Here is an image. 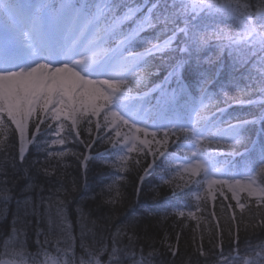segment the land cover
I'll return each mask as SVG.
<instances>
[{"label":"snow or ice","instance_id":"snow-or-ice-1","mask_svg":"<svg viewBox=\"0 0 264 264\" xmlns=\"http://www.w3.org/2000/svg\"><path fill=\"white\" fill-rule=\"evenodd\" d=\"M255 7L240 0H39L27 5L0 0L6 24L0 42V155L7 162L0 183L7 186L9 171L13 178L18 175L17 160L25 164L31 149L43 151L45 160L55 155L59 164L71 155L86 166L90 153L107 145L108 157L102 156L99 167L111 169L116 179L102 181L93 199L115 206L120 182L133 167L143 165L141 183L163 170L161 183L172 197L165 206L176 209L172 214L182 222L197 221L196 227L215 221L219 230L220 242L210 252L199 246L200 256L214 264H264V242H246L242 250L239 238V224L253 205L258 218L251 226L264 229V215H258L264 210V0L258 11ZM209 47L213 55L204 56ZM161 72L158 82L149 83ZM230 92L248 99L219 106V98ZM235 107L255 111L242 118L228 110ZM42 135L52 138L42 145ZM76 142L83 152L67 147ZM225 144L245 145L244 152L231 154L240 156L242 167L230 161L218 166ZM49 145L61 150L54 154ZM189 152L188 159L196 161L192 175L200 179L174 183L181 165L173 162L187 164L180 153ZM53 174L58 168L41 165L37 155L25 173L26 189ZM192 183L205 189L195 205L188 198ZM225 188L234 205L223 202L229 199ZM237 189L248 199L239 198ZM63 191V185L50 189L36 204L27 197L14 200L8 188L5 218L13 202L15 210L9 227L0 231V264H156L158 249L155 243L147 250L139 243L140 224L134 220L105 237L95 221L92 227L83 223L81 211L77 236ZM217 192L223 197L220 212L235 226L227 247L215 211ZM209 200L212 210L206 207ZM53 209L58 224L50 220ZM164 246L177 256L178 248L166 236ZM242 251L252 259L245 260Z\"/></svg>","mask_w":264,"mask_h":264},{"label":"trees","instance_id":"trees-1","mask_svg":"<svg viewBox=\"0 0 264 264\" xmlns=\"http://www.w3.org/2000/svg\"><path fill=\"white\" fill-rule=\"evenodd\" d=\"M240 2H250L256 5L253 11L259 10L260 0H240ZM203 55L211 57L213 55V49L209 47ZM162 75L163 72L159 76L151 77L149 83L157 82V79ZM221 99H223L222 102H225L226 107V104L235 105L238 100L246 101L248 96L240 92H230L227 97L223 96ZM230 109L235 112L236 116L242 118H248L250 111H255V109L250 110L245 107ZM10 127L14 129V125ZM81 127H83V121H81ZM50 139V136L42 135L41 144L43 145L45 140ZM10 140H14V135L10 137ZM48 147L54 154L57 153L51 145ZM67 147L72 148L77 153L84 151L83 146L79 145L78 142L75 145L70 144ZM107 147V145L103 147L97 146L95 151L90 153L92 158L86 162V166L82 164L81 160L71 155L63 157L62 163L59 164L57 161L60 158L55 155L45 160V153L43 151L37 153L35 149H31L30 154L26 155L27 162L25 164L21 166L17 160L15 171L18 175L13 178L12 172L9 171L7 186L4 183H0V231L6 230L9 227L11 213L15 210V202H13L10 206H14H9L7 219L2 211V201L8 194L9 187L11 188V195L14 200H22L27 197L30 201L39 204L41 196L48 197L50 189H56L63 185L66 191L61 193V198H66L67 200V216L72 222L73 230L77 236L79 235L77 224L80 222L79 214L81 211L85 217L83 223L87 227H92V222L95 221L97 228L104 233L105 237H107L109 232L114 231L115 227H120L128 221L134 220L140 224L139 243L143 244L146 250L149 244L155 243L159 252L156 264H214L211 258L206 261L204 257L200 256L197 248L203 246L205 252H210L213 249V245L220 242L221 237L218 235L219 230L215 227V221H201V227H196L197 221L184 220L182 222L181 219L173 215L172 213L176 209L165 206L166 202L172 199V197L169 187L161 183V179L164 176L163 170H156L152 175L145 177L143 183H141L140 176L143 175V165L133 167L129 172L124 174V179L120 182V192L122 195L118 204L115 206L104 204L101 199H93L94 195L99 196L102 181L109 182L110 180L116 179L111 175V169L102 170L99 167L102 156L104 158L108 157V153L104 151ZM97 153L102 155H97ZM15 155L16 152L13 150L12 156ZM37 155H39L41 165L57 167L59 174H53L47 178H37L36 183L39 186L29 190L26 189V184L29 182L25 177V173L29 170V166L36 159ZM132 155L134 157L135 153ZM113 159H115L114 154ZM149 159L151 158L149 157ZM6 167V158L0 155V172H3ZM174 183L182 184L183 182L181 180H175ZM216 195L217 202L215 211L220 217L223 233L222 241L225 247H227L229 244V231L235 226L232 224L228 215L220 212V201L223 200V197H220L218 192ZM225 196L229 197L228 200H223L225 204H235L227 193H225ZM241 199L246 200L248 198L247 196H242ZM206 207L208 210H212L213 204L211 200L207 202ZM166 211L169 212L167 216H165ZM254 213H257V209L253 205L251 212L246 211L243 220L239 224L240 247L242 250L246 242L251 243L253 246L264 242V229L259 227L253 228L251 226L255 222V219L258 218L253 215ZM203 215L207 217L208 211H205ZM258 215H264V210H261ZM105 219H107V224L104 223ZM237 219L240 220L239 210H237ZM50 220L58 224L54 209ZM35 223V218H33V229ZM246 225L247 227H245ZM145 230H147V236H145ZM165 236L168 243L178 248L176 257L169 255L167 248L164 246ZM241 254L244 255L245 260L252 259L250 255H246L243 251Z\"/></svg>","mask_w":264,"mask_h":264},{"label":"rangeland","instance_id":"rangeland-1","mask_svg":"<svg viewBox=\"0 0 264 264\" xmlns=\"http://www.w3.org/2000/svg\"><path fill=\"white\" fill-rule=\"evenodd\" d=\"M230 194V198H231V195L232 193L231 192H228ZM242 195H247L246 193L244 192H241L239 189H237V196L240 198ZM255 207V206H254ZM256 208V207H255Z\"/></svg>","mask_w":264,"mask_h":264},{"label":"bare ground","instance_id":"bare-ground-1","mask_svg":"<svg viewBox=\"0 0 264 264\" xmlns=\"http://www.w3.org/2000/svg\"><path fill=\"white\" fill-rule=\"evenodd\" d=\"M11 206H14V205H11ZM11 206H10V207H11Z\"/></svg>","mask_w":264,"mask_h":264}]
</instances>
